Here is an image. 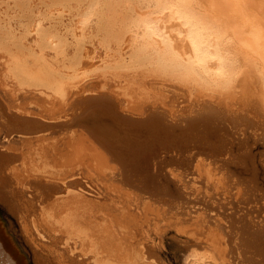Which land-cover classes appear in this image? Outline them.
Returning <instances> with one entry per match:
<instances>
[{
    "label": "bare ground",
    "instance_id": "obj_1",
    "mask_svg": "<svg viewBox=\"0 0 264 264\" xmlns=\"http://www.w3.org/2000/svg\"><path fill=\"white\" fill-rule=\"evenodd\" d=\"M1 4L0 264H264V0Z\"/></svg>",
    "mask_w": 264,
    "mask_h": 264
},
{
    "label": "rangeland",
    "instance_id": "obj_2",
    "mask_svg": "<svg viewBox=\"0 0 264 264\" xmlns=\"http://www.w3.org/2000/svg\"><path fill=\"white\" fill-rule=\"evenodd\" d=\"M5 1V2H4ZM10 1H11V3H10ZM0 2H2V4H1V6L3 7L2 8V15H3V17L4 16H6L5 18H4V23H7L8 22V20H12L14 23H15V26L17 27H19V28H17L16 30H15V32L17 33V35L18 36H23V31L21 30V29H23L22 28V25L24 24V23H26V22H28L27 21V17H24L23 15H22V11H21V8L19 7L20 5H19V0H16L15 2H14V0H1ZM4 2V3H3ZM9 3V4H8ZM14 3H15V5H14ZM6 4V5H5ZM7 5H8V7H7ZM13 5V6H12ZM16 6V7H15ZM6 7V8H5ZM5 8V9H4ZM6 9H8V11L6 10ZM14 9H16V10H14ZM17 11V12H16ZM13 12V13H12ZM15 12V13H14ZM20 12H21V16H20ZM6 14V15H5ZM9 14V15H8ZM13 16H12V15ZM8 15V16H7ZM10 16V17H9ZM19 19V20H18ZM25 19V20H24ZM55 21V22H54ZM68 21V20H67ZM54 22V23H53ZM60 21L58 20V19H53L52 21H50L49 23L51 24V25H55V23H56V25H58V23H59ZM22 23V24H21ZM60 24H61V22H60ZM6 29H9V28H6ZM21 32V33H20ZM19 33V34H18ZM0 70H2L1 68H0ZM4 71V70H3ZM112 81V80H111ZM170 84L172 85L173 84V86H175V83L174 82H172V81H170ZM152 85H154V84H152ZM149 86H151V84H149ZM176 87V86H175ZM139 88L140 87H137V88H135V89H133V93L136 95V94H139V93H137L138 91H139ZM157 87H155L154 89H151V91H155V89H156ZM169 90H174L172 87H167ZM144 90H146V88L144 89ZM149 90V89H148ZM171 92V91H170ZM174 92V91H173ZM170 94V93H169ZM139 95H141V94H139ZM137 98H142L141 100V102H137V105L138 106H143V105H146L148 102L147 101H145L144 102V99H145V97L144 96H138ZM151 99V98H150ZM39 101H41L42 102V100H39ZM188 102H189V100H188ZM188 102L187 101H185V103L184 104H188ZM41 105H43V104H35V111L36 112H39L41 109H39V107H41ZM136 105V106H137ZM44 106V105H43ZM179 108V107H178ZM45 111V110H44ZM45 113V112H44ZM42 114H43V112H42ZM248 137H250V140H251V145L250 146H253V149H255L254 151L255 152H257V163L258 164H262V166L264 165V162H263V160L261 161L260 160V157H261V155H260V152L261 151H263L264 150V140H256V139H254L255 137H253V136H250V135H247ZM253 138V139H252ZM229 139H231L232 140V136L230 135V137H229ZM228 144H230V143H228ZM242 148V147H241ZM241 151V150H240ZM259 152V153H258ZM239 153L240 152H238V153H236L237 155H239ZM228 156V155H227ZM114 164V163H113ZM113 187V186H112ZM236 192V190H234L233 191V196L231 197V198H233V200H234V202H238V200H239V194H236L235 193ZM233 206H235V204H233ZM142 207H144L143 205H142ZM198 212V211H197ZM263 214H264V212H263ZM174 232H170V233H168L166 236H165V238H164V241L162 242L163 243V247H162V249H161V252H162V258H163V261H160L161 263H165V264H184L183 262H184V260H183V257L181 256V254L183 253V251L182 250H177V249H175V247H174V243L172 242L173 240L171 239V237H170V235H172ZM159 240H157L156 242H158ZM85 256V255H84ZM80 258H82V256L80 257ZM130 259H132V261L129 263V264H138V259L133 255V257H131ZM129 259V260H130ZM86 262H91V261H93V259H91V258H86V260H85ZM129 262V261H128ZM96 263V262H95ZM151 264H159L158 262H156L152 257H151ZM202 264H209L208 262H205V261H203V263Z\"/></svg>",
    "mask_w": 264,
    "mask_h": 264
}]
</instances>
